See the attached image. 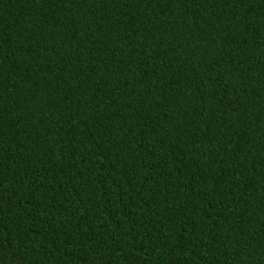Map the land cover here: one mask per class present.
I'll use <instances>...</instances> for the list:
<instances>
[{"label": "trees", "instance_id": "trees-1", "mask_svg": "<svg viewBox=\"0 0 264 264\" xmlns=\"http://www.w3.org/2000/svg\"><path fill=\"white\" fill-rule=\"evenodd\" d=\"M0 264H264V0H0Z\"/></svg>", "mask_w": 264, "mask_h": 264}]
</instances>
